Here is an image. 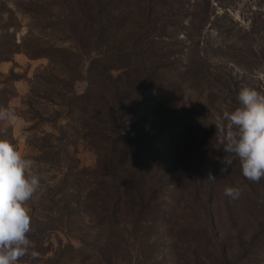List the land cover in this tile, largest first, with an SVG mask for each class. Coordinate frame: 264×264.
I'll use <instances>...</instances> for the list:
<instances>
[{
	"label": "trees",
	"instance_id": "1",
	"mask_svg": "<svg viewBox=\"0 0 264 264\" xmlns=\"http://www.w3.org/2000/svg\"><path fill=\"white\" fill-rule=\"evenodd\" d=\"M62 1L66 25H72L77 19L83 29L80 40L94 42L88 50H80L83 55L94 53L88 65L73 70L67 66L72 61V53L42 46L26 50V55L30 59L58 57L61 65L66 67L69 79L74 80V71L78 75L75 80L79 78L86 83L85 90L79 95L68 90L55 97L77 111V134L94 150L97 162L93 169L66 177L58 192L64 195L65 210L60 214L65 215L68 223L76 225L74 231L81 235V245L74 247L68 243L51 250L54 255L46 264H85L90 261L119 264L128 257L130 259L134 252L149 257L153 253L149 242L156 244L154 232L162 229L165 221L175 213L172 204V210H167L173 198L169 200L170 195L166 193L170 185L174 187L180 183V175L189 181L182 189L193 197L196 214L192 222L184 219V226L170 237L192 250L193 264H204L201 253L208 260L210 256L217 257L221 264H239L259 252L261 249L256 245L239 240V252L235 259L228 260L229 250L216 232L215 215L211 210L215 187L205 181L211 172L207 166L210 148L200 145L201 152L191 163L174 153V144L188 142L189 130L196 117L190 109L191 102L185 104V95L182 96L187 81V90L200 86L222 93L224 97L218 93L208 95L207 107L213 116L224 103H238V89L229 87L234 81V67L250 69L239 61L230 69L227 65L210 62L203 47L205 43L199 36L200 27L208 21L200 4H206V0H194L196 6L189 14V27L171 17L155 18L160 0H136L141 19L132 17L123 19V22L115 20L109 13L125 0H76L80 18L72 15L74 9L66 0ZM125 26L122 39L118 43L113 41ZM179 28H187L193 33L188 35L190 41L186 54L190 65L180 70L176 61H170V58L175 60L177 52L168 51L162 43L165 37L170 39L165 34L167 30ZM256 28L253 26L247 32L248 36L234 40V44L241 45L247 52L259 53L253 41L245 44ZM86 30L91 34H86ZM221 34L225 43L229 41L226 43L228 47H234L229 35ZM105 43L117 45L103 48ZM13 75L11 71L9 77ZM58 81L51 77L48 84ZM176 89L180 95L173 96ZM215 132V125L211 130L199 127L192 134L191 141L193 144H216ZM75 184L79 191L73 188ZM225 200L229 207L230 198ZM262 204L257 202L256 209ZM258 225V231L253 235L264 240V219ZM185 251L189 250L185 248ZM26 260L23 257L20 262Z\"/></svg>",
	"mask_w": 264,
	"mask_h": 264
},
{
	"label": "rangeland",
	"instance_id": "2",
	"mask_svg": "<svg viewBox=\"0 0 264 264\" xmlns=\"http://www.w3.org/2000/svg\"><path fill=\"white\" fill-rule=\"evenodd\" d=\"M66 1L68 6L74 9L72 15L80 18L81 14L77 11V5L75 6L76 0ZM62 2V0H0V58H6L0 60V106L15 107L20 117L15 127L0 121V138H8L26 158L33 159L38 166L44 165L42 170L47 172V179L42 181L41 189L27 202L32 218V231L29 234L32 241L30 251L37 252L38 256H25L27 260L20 264H46L53 257V251L59 247L68 243L74 247L81 245L79 242L81 235L74 231L76 225L68 223L65 215L60 214L65 210L64 195L58 192L63 188L66 177L70 178L72 174H78L82 170L93 169L97 162L94 150L81 135L77 134L79 130L77 111H73L72 107L62 104L55 97L57 93L68 90L79 95L85 90L86 83L79 78L75 80L78 75L74 71L72 72L74 80L69 79L66 67L61 65L58 57H51L52 60L44 56L30 59L26 55V50L42 46L72 53V61H69L67 66L73 70L88 65L94 53L86 52L83 55L80 50H88L94 42L90 39L80 40V31L83 29L82 23L79 24L77 19H74L72 25H66L63 17L66 11L61 6ZM135 2L136 0H125L116 4L114 9H109V14L121 22L132 17L135 20L141 19ZM200 4L202 12L208 15V21L200 27L199 36L205 43L203 47L210 62L214 65H227L228 69L235 66L236 62H242L250 69L243 70L235 66L234 81L229 84L230 89L237 88L239 92L242 87L251 86L264 91V0H206V4L203 2ZM195 6L194 0H160L154 17L165 19L171 17L189 27V14H192ZM253 26L257 27L255 34L247 37L245 44L249 45L253 41L257 44L259 53L247 52L241 45L234 44V40L248 36L247 32L252 30ZM126 28L121 27L119 35L113 41L118 43ZM221 32L229 35L234 47H228L226 43L229 41L224 42ZM86 34L91 32L86 30ZM165 34L169 35L170 39L167 40L165 37L162 41L163 46L168 51L177 52L175 60L170 58V61H176L179 70L184 66L188 67L190 65L186 55L190 41L188 35L193 34L192 31H188L187 28L175 31L169 29ZM117 43H105L102 46L103 48L116 46ZM11 71L14 72L13 77H9ZM51 77L59 81L56 84H48ZM188 84L189 80L183 87L182 96L185 95V104L191 102L190 109L196 117L189 130L188 142L174 144V153L183 161L191 163L201 152L200 145L210 148L211 155L207 166L217 177L214 183L207 182L215 187V200L211 210L215 215L216 232L229 250L228 260L235 259L241 240L244 244L256 245L261 250L250 258L239 261V264H264V240L260 239L259 235L256 237L253 235L259 229V221L264 219V179L258 183L247 180L242 175L239 161H234L231 168L221 174L219 170L222 165L216 158L223 157L222 149H216V144H193L192 134L196 133L199 127L206 130L213 128V116L207 107L210 101L208 95L218 92L200 86L187 90ZM177 90L173 96L180 95ZM218 94L224 97L222 93ZM24 105H27L26 110ZM232 106L235 107L236 103H232ZM25 133L29 134L27 141L22 138ZM179 181L180 183L174 187L170 185L166 193L170 195L169 200L173 198L167 210H172L170 208L172 204L175 213L165 221L162 229L154 232L156 244H153L154 241L149 242L153 250L152 255L138 256L134 252L130 259L128 257L119 264H193L192 250L170 237L174 231L178 232V228L184 226V219L192 222L196 214L193 197L188 195L186 189H182L187 186L188 179L180 175ZM231 183L242 188V194L238 199H230L228 207L224 189L231 186ZM73 188L76 191L80 190L76 184ZM259 201L263 204L256 209ZM168 221H171L170 225ZM35 232L40 235L34 234ZM185 248L189 250L188 253ZM201 254L204 264H221L217 257L210 256L208 260ZM85 264L97 262L90 261Z\"/></svg>",
	"mask_w": 264,
	"mask_h": 264
},
{
	"label": "clouds",
	"instance_id": "3",
	"mask_svg": "<svg viewBox=\"0 0 264 264\" xmlns=\"http://www.w3.org/2000/svg\"><path fill=\"white\" fill-rule=\"evenodd\" d=\"M237 105L228 101L213 114L215 125V148L222 149L223 157H217L220 173L224 174L239 161L243 177L258 183L264 179V91L255 87H242L236 97ZM27 109V105L23 106ZM20 117L15 107L0 106V121L16 126ZM28 133L22 137L28 139ZM45 166H38L26 158L8 138H0V264H20L28 255L32 241L30 209L27 202L41 189L47 179ZM217 177L208 173L206 182H215ZM242 188L227 186L224 195L238 199Z\"/></svg>",
	"mask_w": 264,
	"mask_h": 264
}]
</instances>
